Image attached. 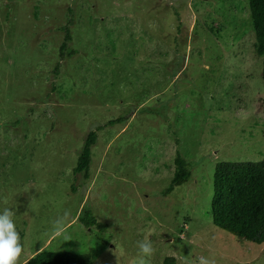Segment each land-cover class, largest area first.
I'll return each mask as SVG.
<instances>
[{
	"label": "rangeland",
	"instance_id": "obj_1",
	"mask_svg": "<svg viewBox=\"0 0 264 264\" xmlns=\"http://www.w3.org/2000/svg\"><path fill=\"white\" fill-rule=\"evenodd\" d=\"M263 59L248 0H0V212H15L20 264H138L145 237L146 264H264V243L210 214L215 165L264 159ZM177 153L190 177L167 192Z\"/></svg>",
	"mask_w": 264,
	"mask_h": 264
},
{
	"label": "trees",
	"instance_id": "obj_2",
	"mask_svg": "<svg viewBox=\"0 0 264 264\" xmlns=\"http://www.w3.org/2000/svg\"><path fill=\"white\" fill-rule=\"evenodd\" d=\"M248 6L255 35V50L258 55L264 56V0H248ZM66 32L65 41L60 46L61 56L67 54V43L71 40L68 28ZM261 76L264 79V59ZM96 139V132L89 131L73 170L85 179L89 177L91 147ZM174 161L175 170L167 192L190 177L188 162L178 153ZM210 214L214 225L223 231L251 243H264V159L221 161L215 165ZM79 219L86 227L95 226L99 231L106 228V224L98 222L90 209L84 210ZM25 264H91V261L89 254L41 251ZM161 264H176V260L173 256H166Z\"/></svg>",
	"mask_w": 264,
	"mask_h": 264
},
{
	"label": "clouds",
	"instance_id": "obj_3",
	"mask_svg": "<svg viewBox=\"0 0 264 264\" xmlns=\"http://www.w3.org/2000/svg\"><path fill=\"white\" fill-rule=\"evenodd\" d=\"M6 202V201H5ZM15 212L7 207L0 212V264H20L24 245L14 221ZM56 221L54 227L59 225ZM140 259L138 264H146V258L154 253L152 242L145 237L137 242ZM198 264H215L209 257H199Z\"/></svg>",
	"mask_w": 264,
	"mask_h": 264
}]
</instances>
